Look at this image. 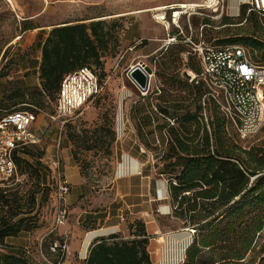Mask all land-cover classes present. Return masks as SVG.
<instances>
[{
	"label": "rangeland",
	"instance_id": "1",
	"mask_svg": "<svg viewBox=\"0 0 264 264\" xmlns=\"http://www.w3.org/2000/svg\"><path fill=\"white\" fill-rule=\"evenodd\" d=\"M203 1L0 0V117L12 106L7 100L8 95L29 87L26 98L19 100L26 103L16 109L29 104L41 110L36 125L41 141L34 146V152L44 151L41 166L44 174L40 183L35 172H18L0 185L26 193L30 207L34 193H38L32 214L36 227L8 238V244L24 247L39 263L82 264L99 238L115 232L130 237L129 224L140 218L146 222L151 236L149 249L153 264L182 262L194 231L184 227V221L175 215L168 176L159 172L157 153L148 146L160 143V133L151 136L147 131L165 119L155 107L158 102L164 103L159 98L163 95L161 89L173 95L178 92L187 96V104L196 94L188 85L187 91H183L173 90L171 83H167L168 79L174 78L157 64L163 61L159 52L146 55L151 49V39L158 34V42L163 45L161 52L170 48L168 54L179 45L193 51L188 40L221 45L222 39H242V36L252 34L264 42V13L252 10L250 0L240 3L235 15L231 14V4L235 5V0H221L218 6L217 3L212 7H182ZM245 4L248 5L246 16L242 17ZM161 6H169L165 10L167 20L171 22L169 25L156 17L155 8ZM184 9L186 12L177 18L176 12ZM226 17L232 20H225ZM89 18L105 19L109 26L113 24L115 33L110 48L104 53V65L92 64L104 88L91 103L63 123L56 115L55 95L45 93L39 104L32 101L37 92L35 89L41 88V49L37 43L42 42L57 24L90 22ZM134 22L131 32L142 34L143 38L131 43L125 41V32ZM26 23L34 28L25 31ZM174 35L178 41L170 43L168 39ZM248 49L253 58L251 48ZM178 60L181 75L177 81H185V73H195L186 65L191 62L198 65L196 56L181 53ZM141 61L154 70L148 91H142L129 76L131 66ZM138 108L147 109L155 117L153 126L143 127L144 135H139L136 127L139 121L133 118L134 109ZM206 109L216 108L209 104ZM111 127L116 140L109 154L107 145L112 138ZM232 133L244 146L264 143V128L245 139L238 137L234 129ZM87 136L100 137L95 149L85 148ZM59 159L61 175L54 168V161ZM66 185L67 190L63 189ZM47 240L49 243L55 241L50 252L44 250ZM263 242L264 232L248 257L251 264H264V255H259ZM55 260L61 262L55 263Z\"/></svg>",
	"mask_w": 264,
	"mask_h": 264
},
{
	"label": "trees",
	"instance_id": "2",
	"mask_svg": "<svg viewBox=\"0 0 264 264\" xmlns=\"http://www.w3.org/2000/svg\"><path fill=\"white\" fill-rule=\"evenodd\" d=\"M247 7V4L243 6L242 17L246 16ZM225 20L232 19L226 17ZM32 28L26 23L24 30ZM114 34L113 24L109 26L105 19L55 25L46 38L37 43L41 49V88L35 89L37 92L32 101L39 104L46 93L55 95V104L65 75L83 66L95 69L93 63L102 67L104 53L110 48ZM241 38L222 39L220 44L243 42L251 48L253 60L264 63V42L252 34ZM169 50L160 51L163 61H156L164 73L174 78L168 79L167 83H171L173 90L183 91H187L188 85L196 97L187 104V96L178 92L173 95L161 89L163 95L159 98L164 103L158 102L155 107L165 119L149 129L147 135L160 133V143L148 146L157 153L159 172L168 176L175 215L184 221V227L194 230L185 259L179 264H251L248 257L256 249L264 232V143L242 145L232 133L234 129L241 137L237 128L222 109L210 98H206L204 104L208 86L201 77L200 57L182 45L170 51L171 54H168ZM256 51L259 54H254ZM181 53L194 54L198 63L186 65L195 73H185V81H177L181 75L178 60ZM24 89L8 95L7 100L12 102V106L7 107L8 113L20 110L16 108L26 103L19 101L28 95L29 87ZM209 104L216 109H204ZM149 105L152 106V102ZM32 110L37 113L41 111ZM133 118L139 121L136 125L139 135H144L143 127L153 126L155 119L154 113L140 108L134 109ZM111 132L112 138L107 145L109 154L116 140L112 127ZM98 142L100 137L87 136L85 148L95 149ZM35 145L18 149L15 160L18 172H35L36 180L40 183L44 174L41 170L44 151L36 154ZM37 194L34 193L33 206L30 207L26 193L13 190L11 186L0 187V264H47L34 260L24 247L7 243L8 238L36 227L32 214L36 208ZM129 230L130 237L115 232L99 238L82 264H153L149 249L151 236L146 222L137 218L129 224ZM54 243V240L50 243L45 241L44 250L50 252ZM259 255H264V242ZM60 262L55 260V263Z\"/></svg>",
	"mask_w": 264,
	"mask_h": 264
},
{
	"label": "built area",
	"instance_id": "3",
	"mask_svg": "<svg viewBox=\"0 0 264 264\" xmlns=\"http://www.w3.org/2000/svg\"><path fill=\"white\" fill-rule=\"evenodd\" d=\"M250 4L252 10L264 13V0H250ZM168 41L177 42V36ZM188 41L202 62L201 77L208 86L204 104L206 98L212 99L242 138L259 133L264 128V63L253 60L248 47L241 43L216 45ZM103 88L98 73L90 66L65 75L55 102L56 115L65 123L101 94ZM25 106L0 120V185L18 175L17 150L41 141L36 130L39 113L32 110L39 108ZM54 168L61 175L60 159L54 161ZM63 189L67 190L68 186Z\"/></svg>",
	"mask_w": 264,
	"mask_h": 264
},
{
	"label": "crops",
	"instance_id": "4",
	"mask_svg": "<svg viewBox=\"0 0 264 264\" xmlns=\"http://www.w3.org/2000/svg\"><path fill=\"white\" fill-rule=\"evenodd\" d=\"M235 1H236L235 5L231 4V14H234V15L237 14V11L239 10V4L240 3H244L247 0H235ZM232 8H235V11H232ZM94 18H89V19L91 20V19H94ZM84 21L86 22V20H84ZM91 21H93V20H91ZM66 22H71V21H65V22H62L60 24H64ZM75 22H80V21H75ZM135 22L132 23L131 26H129L128 29H127V31L125 32V36H126L125 37L126 38L125 41H129V42L133 43V42L137 41L139 38H143L142 37L143 36L142 34H139L138 35L136 33H132L131 32V30H132L131 27L135 24ZM168 22H169V24H171L170 21H168ZM159 39H160V37L158 36V34L157 35H153V37L151 39V42H150L151 49L149 50L148 53H146L147 56H151V55L157 54L158 52H160L162 50V46L163 45L158 42ZM39 68H40V64H39ZM204 109H206V107H204ZM184 259H185V256H184ZM184 259L182 261H184Z\"/></svg>",
	"mask_w": 264,
	"mask_h": 264
},
{
	"label": "water",
	"instance_id": "5",
	"mask_svg": "<svg viewBox=\"0 0 264 264\" xmlns=\"http://www.w3.org/2000/svg\"><path fill=\"white\" fill-rule=\"evenodd\" d=\"M153 75V68L144 61L138 62L129 71V76L142 91H148L150 89Z\"/></svg>",
	"mask_w": 264,
	"mask_h": 264
},
{
	"label": "bare ground",
	"instance_id": "6",
	"mask_svg": "<svg viewBox=\"0 0 264 264\" xmlns=\"http://www.w3.org/2000/svg\"><path fill=\"white\" fill-rule=\"evenodd\" d=\"M217 3H218V0H204L202 3L193 2V3L183 4L182 7H184V8H192L194 6H207V7H212L214 4H217ZM168 7L167 6H161V7L155 8V10H156V12H155L156 17H158L159 19H161L160 22H163L166 25H169V22L167 20L168 16L166 17V12H165V10ZM185 12H186V9H184L182 11H177L176 12L177 18L180 17Z\"/></svg>",
	"mask_w": 264,
	"mask_h": 264
}]
</instances>
